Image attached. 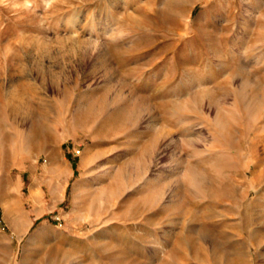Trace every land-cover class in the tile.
I'll return each mask as SVG.
<instances>
[{
    "label": "rangeland",
    "instance_id": "1",
    "mask_svg": "<svg viewBox=\"0 0 264 264\" xmlns=\"http://www.w3.org/2000/svg\"><path fill=\"white\" fill-rule=\"evenodd\" d=\"M0 264H264V0H0Z\"/></svg>",
    "mask_w": 264,
    "mask_h": 264
}]
</instances>
